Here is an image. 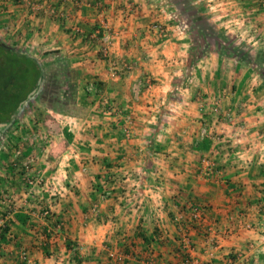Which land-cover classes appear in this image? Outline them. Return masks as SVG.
<instances>
[{
  "label": "crops",
  "instance_id": "crops-1",
  "mask_svg": "<svg viewBox=\"0 0 264 264\" xmlns=\"http://www.w3.org/2000/svg\"><path fill=\"white\" fill-rule=\"evenodd\" d=\"M214 30L256 58L264 0H0V40L43 69L0 131V264H180L185 234L193 259L264 264L263 71Z\"/></svg>",
  "mask_w": 264,
  "mask_h": 264
},
{
  "label": "trees",
  "instance_id": "trees-1",
  "mask_svg": "<svg viewBox=\"0 0 264 264\" xmlns=\"http://www.w3.org/2000/svg\"><path fill=\"white\" fill-rule=\"evenodd\" d=\"M205 32L208 31L203 28L201 35L205 36ZM209 37L211 43L207 44L206 50L213 45L221 51L231 53L245 64L255 63L263 71L264 77L263 51H259L256 58H253L249 51L235 45L232 38L225 33L214 30ZM198 49L197 55L200 54V45ZM42 76L43 69L38 60L0 40V131L5 130L21 113L20 106L24 102L27 103L29 96L38 88ZM8 228L7 225L1 232L0 241L5 238L4 235L8 232ZM126 252L129 253V251Z\"/></svg>",
  "mask_w": 264,
  "mask_h": 264
},
{
  "label": "built area",
  "instance_id": "built-area-1",
  "mask_svg": "<svg viewBox=\"0 0 264 264\" xmlns=\"http://www.w3.org/2000/svg\"><path fill=\"white\" fill-rule=\"evenodd\" d=\"M161 28H159L160 30ZM162 32V30H160ZM104 56L109 58L110 57V52L109 49H105L104 50ZM150 84L152 85V83L150 82ZM202 136L206 137L207 136V130L203 129L202 130ZM29 165H27L26 168H29ZM29 184L34 185V184H39V181L36 179L35 182L34 181H30ZM192 216L194 218L200 219L201 217V212L200 209L197 206L191 205L189 210H188ZM43 216L44 217H51L52 216V210L51 208L46 209L43 212ZM184 216L181 215L179 218H177L178 222H181L183 220ZM63 226V224L60 222L57 224V228L61 229ZM7 227V221L2 220L1 224H0V234L3 231L4 228ZM9 227V226H8ZM6 234H10L9 230ZM184 235V234H183ZM208 242H212V239L208 240ZM180 245L182 247V249H184L186 252L183 254L184 257L182 258V261L180 262V264H214L212 261H208V260H196L193 259V257H189V255L187 256V251L189 249H191V240L189 238V236L187 234H185L181 240H180ZM72 249L76 252L79 249L78 245H74L72 246ZM156 253H154V251L152 250H146L143 253L140 254H132V253H127V252H118V251H114V250H109L108 253V262L107 264H119L122 263L125 259H134L138 264H159V262H157V258H156ZM23 260L25 261L26 264H31V261L29 259L28 253L24 252L22 255Z\"/></svg>",
  "mask_w": 264,
  "mask_h": 264
},
{
  "label": "water",
  "instance_id": "water-1",
  "mask_svg": "<svg viewBox=\"0 0 264 264\" xmlns=\"http://www.w3.org/2000/svg\"><path fill=\"white\" fill-rule=\"evenodd\" d=\"M40 85H41V80H40V82H39V86H38V88L29 96V99H31L32 97H34L35 95H36V93H37V91L39 90V88H40ZM25 104H26V102H24V103H22V105L20 106V108H21V110L24 108V106H25Z\"/></svg>",
  "mask_w": 264,
  "mask_h": 264
},
{
  "label": "rangeland",
  "instance_id": "rangeland-1",
  "mask_svg": "<svg viewBox=\"0 0 264 264\" xmlns=\"http://www.w3.org/2000/svg\"><path fill=\"white\" fill-rule=\"evenodd\" d=\"M230 37V36H229ZM232 37V36H231ZM36 96H34V97H32L31 99H29L28 101H27V103H30V102H32L33 101V99L35 98ZM62 149H63V146H62Z\"/></svg>",
  "mask_w": 264,
  "mask_h": 264
}]
</instances>
